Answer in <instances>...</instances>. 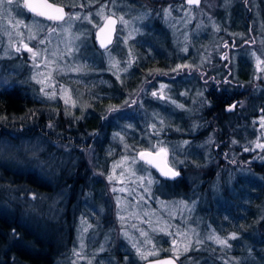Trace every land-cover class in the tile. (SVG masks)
Returning a JSON list of instances; mask_svg holds the SVG:
<instances>
[{
    "label": "trees",
    "instance_id": "16d2710c",
    "mask_svg": "<svg viewBox=\"0 0 264 264\" xmlns=\"http://www.w3.org/2000/svg\"><path fill=\"white\" fill-rule=\"evenodd\" d=\"M74 1L85 6L89 0ZM127 1L135 9H143L147 21L141 22L146 29L142 41L149 49L144 53L138 49L140 61L132 65L125 79L106 73L98 61L96 71L101 70L110 85L80 93L78 106L73 109L35 98V91L20 77L0 87V139L7 136L11 144L18 145L24 141L21 136L42 137L45 143L42 152L20 156L24 171L6 165V160L12 163L14 159L0 161V264H69L75 237L90 215L83 204L93 209L88 231L91 240L85 252L91 256L104 246L92 264H141L158 257H174L169 251L170 241L160 245L159 255L142 262L130 250L123 254L119 247H111L114 235L123 227L115 221L116 214L104 215L109 207L116 211L118 197L110 189L111 184L118 185L114 179L118 170L113 169V163L161 147L175 159L172 166L179 175L167 181L150 169L162 189L158 191L157 185L146 191L149 203L143 204L155 205L157 200L181 203L180 216L172 221L168 235L183 234L184 239L196 241L187 253L174 257L178 263L264 264V148L258 146L264 145V74L258 71L253 54L245 53L243 41L236 39L237 34L248 35L246 19L236 29L233 24L229 26L232 36L221 32L218 38L219 43L232 47L228 67L224 64V69L211 72L209 67L201 70L192 65L184 73L177 69V54L169 56L175 51V38L154 16L156 9H151L172 8V2L158 0L161 2L157 5L156 0ZM260 6L264 19V0ZM17 10L25 21L53 25L26 14L22 8ZM161 34L169 39L168 48ZM258 42L264 45V34ZM193 45L198 49L202 38L194 40ZM81 52L101 53L91 36L82 43ZM97 72L96 76L100 75ZM159 82H179V87L168 94L175 103L148 98L149 90ZM204 84L206 90L202 89ZM176 104L183 108L174 109ZM232 105L235 107L230 111ZM112 108L118 111H110ZM135 169L131 182L142 173ZM17 186L27 187L47 200L29 214L27 204L22 207L16 201H5L3 194L18 195L13 191ZM55 195L64 197L62 205L54 204L57 214L50 202ZM104 219L109 221L107 226L102 224ZM232 234L236 238L228 239ZM211 237L225 239L230 246L217 245Z\"/></svg>",
    "mask_w": 264,
    "mask_h": 264
},
{
    "label": "rangeland",
    "instance_id": "374dc122",
    "mask_svg": "<svg viewBox=\"0 0 264 264\" xmlns=\"http://www.w3.org/2000/svg\"><path fill=\"white\" fill-rule=\"evenodd\" d=\"M60 1L67 4L64 6L65 9H70L69 11L66 10L67 13H79L80 16L83 15L82 17L91 14L90 18L93 22L89 23L86 19L70 21L72 25L70 35L64 32V27H67V25L53 24L52 26H45L41 23H39V31L33 26L30 33L23 26L18 29L13 27L17 20L23 21L25 25L34 24L33 21H25L23 17L19 18L22 15L18 14V10L15 11L18 8H10L7 15L0 13V87L7 86V83L12 78L20 77L21 82H25L30 89L35 91V98L73 109L78 106L77 97L80 93L91 91L92 88L98 85H110V80H106L103 77V72L101 70L99 72L96 71L98 61L100 62L99 64L105 67L106 73L115 76L116 79L118 77V79L122 78V80L129 74L132 65L140 61L137 55L138 49H141L143 53L149 49L144 44L146 41H142L143 33L146 31L142 23L143 20L147 21V19L141 13L143 9H135L136 7L131 6L127 0H89L85 6L80 1ZM261 1L263 0H203L199 8L190 9L187 7L186 0H184V3L179 0H170L173 4V9H169L170 6L164 7L162 10L155 7L151 9H156L154 16L163 23V28L170 30L175 38L173 44L175 51L169 56L174 57V54H177L175 57L178 61L177 69H181V72L187 73L186 69H189L192 65L201 70L205 68L208 70L209 67L211 72L216 69H224V64H226L225 67H228L231 63L230 53L232 52V47L228 44L219 43L220 39L218 38L221 37V32L232 36L233 34L228 32L229 26L233 24L236 29L241 25V20L245 18L246 28L249 31L248 35L242 37V34H237L236 39L243 41V47H246L245 53L253 54L252 57L258 71L264 74V62L259 63L258 66L257 59L264 61V45L258 42V38L264 34L263 10L260 9ZM160 2L156 0L157 5ZM156 4L155 6H157ZM79 5H83V7ZM102 5H107L106 14L111 10L115 12L117 18L123 16L127 24L118 22L115 43L108 51L98 54L93 52L82 53V43H85L90 36L94 39V32L98 28L94 25H101L103 21L100 16L96 15ZM243 9H246L245 15ZM215 20L217 21L215 22ZM49 28H56V31L49 33ZM18 33H23V35L21 36ZM32 34H35V39L30 38ZM167 35L170 36L173 43L172 36L169 33ZM76 37L79 38L77 39ZM161 37H163L164 47L168 48L167 45L169 46L170 42L169 39H166V34H161ZM199 38H202V45L197 49L193 45V41ZM41 40L44 42L40 43ZM24 44H27L33 51L39 52L35 63L32 54L24 49ZM17 47L20 48V51L15 50ZM94 55L96 56L93 57ZM113 61L119 63L113 66ZM220 61L222 64H220ZM36 64H39V67ZM185 65L187 67H178ZM96 72L100 75L96 76ZM199 73L201 74V71ZM37 81H43V83H38ZM177 81H180V79L175 80V82ZM175 82L170 83V85L160 82L154 84L155 89H148V98L151 100L157 98L152 95L153 92L158 95L164 92L169 97V92L179 87V82L176 84ZM161 85L165 87L161 89ZM202 86V89L206 90V84ZM183 87L185 88V86ZM42 88L44 91H41ZM53 91L56 92L54 98H49L45 94ZM66 99L69 100L67 104L65 103ZM73 101H75L74 106ZM176 105L174 109H179ZM8 138L3 136L0 139V161L2 162L9 158L14 159L12 163L5 161L7 166H11L14 169L24 171L23 161H21L20 156L38 154L44 150L45 143L41 140L42 137L25 138L21 136L24 141H20L21 143H18V145L11 144L12 140ZM159 149H149V151L156 152ZM138 153L140 152H137L136 156L130 159L125 158L113 163L115 166L113 169L118 170V173L114 175L118 185L113 186L111 184L110 189L111 192L115 193L114 196L118 197L116 198L117 201L115 200L116 211L109 207L104 211V215L105 213H107L106 215L116 214L115 221H118L123 228L119 231L120 236L119 234L114 235L111 247L115 249L119 247L123 254H127V250H130L142 262L145 259H141L133 244H136L141 249L154 248L159 255L162 251L160 245L162 243L168 244L167 241H170L172 247L169 251L177 258L180 254L187 253L196 240L190 237H185L184 239L183 234H177L175 237L168 235V232L173 228L172 221L180 216L179 213L182 208L179 204L181 203H164L157 200L155 205L143 204L144 202L149 203V200L145 199L146 191H150V189L160 183L159 179L149 171V168H143V164L138 159ZM166 161L174 169L172 162H175V159L170 155L168 149ZM139 164L143 167L139 166ZM135 167L139 168L142 173L139 174L140 177L137 176L139 179L131 182L129 179L133 176V172L136 170ZM49 169L53 171V168ZM156 175L159 177L157 173ZM160 186L158 185L157 187L158 191L162 189ZM13 191L17 192L18 195L15 196V193L12 195L3 194L6 197L5 201L9 202V204L11 201H16L22 207L23 204H27L29 214L40 206L38 203L41 204L42 201L47 200L46 197L31 192L27 187L17 186L13 188ZM34 195L35 199L32 198ZM31 201H34V203H31ZM50 202H53L52 206L56 210L55 214H57L58 208L54 204L62 205L64 197L61 198L55 195ZM83 208L90 215L86 218V222L81 224V228L74 240L76 247L73 248V250L80 251L82 256L70 255L68 257L69 264H73L74 261L75 264H89V261L92 264V259L104 251V246L101 245L98 250H94V254L91 256L85 252L86 245L91 240L88 231L91 225L90 221L93 220V209L88 204H83ZM101 221L103 226H107L109 223L107 219ZM157 236L160 237L156 241ZM161 237L162 240H160ZM174 240L176 241L175 245L173 244ZM210 240L216 243V240L212 237ZM81 243L83 248L80 247ZM217 245L221 244L217 243ZM89 246H91V243ZM186 246H188L187 251H185ZM154 256L157 255H150L147 259Z\"/></svg>",
    "mask_w": 264,
    "mask_h": 264
},
{
    "label": "snow or ice",
    "instance_id": "6c2138e0",
    "mask_svg": "<svg viewBox=\"0 0 264 264\" xmlns=\"http://www.w3.org/2000/svg\"><path fill=\"white\" fill-rule=\"evenodd\" d=\"M187 2L189 4L199 5L200 0H187ZM74 6H76V5H74ZM79 6L83 7V5H79ZM10 8H23V9L27 10L29 13H32L34 16L42 17L48 21L53 22V24H59L61 26L67 25V27H64V32H65V34H68V35L71 34V28H72L70 21L86 19V20H88L89 23L93 22L90 18L91 14L86 15L84 17H81L79 13H66L64 5L60 2H58V0H0V13L7 15L8 10ZM106 8H107V5H102L96 13V15L100 16L101 19L105 21V23L103 25H94V26L99 28L100 32H104L106 28H108L110 25H115L117 22H119L121 24H127V21L124 20L123 16L117 18L115 12H113L111 10H109L106 14V12H105ZM21 26L27 28L30 33L32 31L33 26H35L37 28V31L40 30L39 22H34L33 25H25L23 23V21L17 20L13 24V27L16 29H18ZM48 31H49V33L55 32L56 28H49ZM18 34L21 36L23 35V33H18ZM30 38L35 39L36 38L35 34H32L30 36ZM76 38L78 39L79 37H76ZM43 42H44L43 40L40 41V43H43ZM109 43H111V40H109ZM10 46H12V45H10ZM23 47L26 51H28L32 54V57H33V60L35 63L36 58L39 56V52L33 51L32 48H29L27 46V44H24ZM101 47L107 48V45L102 42ZM15 50L20 51V48L17 47ZM70 50H72V49L70 48ZM257 59H258V66H259V63L264 62V61H260L259 58H257ZM118 63L119 62H117V61H113V66H116ZM36 66L39 67V64H36ZM178 67H187V65L178 66ZM77 70H79V69H77ZM49 78H50V75H49ZM37 82L43 83V81H37ZM164 87H165L164 85H161V89H163ZM41 91H44V89L42 88ZM63 91H66V90H63ZM45 94L48 95L49 98H54L56 96L55 91H53L51 93L46 92ZM152 95L157 97L158 99H161V100L166 99L171 103H175V101L171 100V97H168L166 95V93H164V92H161L159 95L156 92H153ZM69 99H70V97H69ZM68 102H69V100L66 99L65 103L67 104ZM72 103L74 106L75 101H73ZM176 107L183 108V105L177 104ZM234 107H235V105H232L229 108V110L231 111ZM110 111H118V109L112 108V109H110ZM161 123L163 124V119H161ZM261 126L264 127V121H262ZM153 127H155V125H153ZM258 146L264 148V145H258ZM160 153H164L165 155H167V149L164 147H161L159 149V151H156L155 153H153V152H140V153H138V155L140 156V158L142 160H144L145 163H147L153 167H159V164L154 163V161L152 159H149L148 157H152L153 155L159 156ZM161 174L165 175V176H169L171 178H174V177L179 175V172L174 171L173 168H171V167H168L167 171H165L164 169H161ZM149 183H151V181H149ZM32 198L35 199L36 198L35 195ZM212 238L215 239L218 244L230 246V245H228V241L225 239H220L219 237H212ZM235 238H236L235 234H232L228 239H235ZM173 244L174 245L176 244L175 240L173 241ZM80 247L83 248L82 243H81ZM133 247L136 248L137 254L141 257V259H147V257L150 255H158V252L154 248L153 249H141V248L137 247L136 244H133ZM187 250H188V246L185 247V251H187ZM73 254L76 257L82 256V253L80 251H77L76 249L73 250ZM73 264H75V261L73 262ZM89 264H91L90 261H89ZM156 264H172V261H157Z\"/></svg>",
    "mask_w": 264,
    "mask_h": 264
},
{
    "label": "water",
    "instance_id": "95a60500",
    "mask_svg": "<svg viewBox=\"0 0 264 264\" xmlns=\"http://www.w3.org/2000/svg\"><path fill=\"white\" fill-rule=\"evenodd\" d=\"M201 1L202 0H200V2ZM186 3H187V5H189L191 7L198 6L195 4H189L187 2V0H186ZM23 10L25 11L26 14H28V15L36 18V19H39V20L46 22V23L53 24V22H51V21H48L42 17H36L32 13H29L27 10H25V9H23ZM65 12L67 13L66 9H65ZM104 23H105V21L103 20L101 25H103ZM55 25H59V24H55ZM117 27H118V22L115 25H110L108 28L105 29L104 32H100L99 28L96 29V31L94 32V39L93 40H94V43H95L97 49L100 52L108 51L113 46V44L115 42V38H116ZM109 40H111V43H109ZM102 42L107 45V48L101 47ZM141 152H151V151H141ZM153 153H155V152H153ZM148 158L152 159L154 161V163L159 164V167H153V166L145 163L144 160H142L140 158V156L138 155V159L141 161V163H143L146 167L150 168L151 170L155 171L160 176L161 179H163V180H174L178 177V176H176L174 178H171L169 176H165V175L161 174V169H164L165 171H167V168L170 167L166 161V155L164 153H160L159 156L153 155L152 157H148ZM157 261H172V264H179L178 261L172 256H164V257H158V258L146 260L141 264H156Z\"/></svg>",
    "mask_w": 264,
    "mask_h": 264
},
{
    "label": "flooded vegetation",
    "instance_id": "af4514ba",
    "mask_svg": "<svg viewBox=\"0 0 264 264\" xmlns=\"http://www.w3.org/2000/svg\"><path fill=\"white\" fill-rule=\"evenodd\" d=\"M202 1H203V0H202ZM202 1H201V2H202ZM201 2H200V4H199L198 6H196V7H191V6H189V5H187V7L190 8V9H196V8H199V6L201 5ZM186 4H187V3H186ZM157 8H160V7L157 6ZM160 9H161V8H160ZM169 9H172V8L169 7ZM147 168H148V167H147ZM149 169H150V168H149ZM152 171H153V170H152ZM154 172H155V171H154Z\"/></svg>",
    "mask_w": 264,
    "mask_h": 264
}]
</instances>
